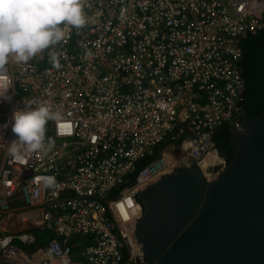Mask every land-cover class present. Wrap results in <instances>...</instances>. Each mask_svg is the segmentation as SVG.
I'll use <instances>...</instances> for the list:
<instances>
[{"label": "built area", "instance_id": "obj_1", "mask_svg": "<svg viewBox=\"0 0 264 264\" xmlns=\"http://www.w3.org/2000/svg\"><path fill=\"white\" fill-rule=\"evenodd\" d=\"M84 12L87 26L65 28L56 48L59 69L47 50L6 66L0 264H141L137 195L190 164L216 179L225 161H204L214 134L241 131V42L264 32V0H85ZM33 98L63 119L47 124L51 151L17 160L12 115ZM33 230L54 237L39 247Z\"/></svg>", "mask_w": 264, "mask_h": 264}, {"label": "water", "instance_id": "obj_2", "mask_svg": "<svg viewBox=\"0 0 264 264\" xmlns=\"http://www.w3.org/2000/svg\"><path fill=\"white\" fill-rule=\"evenodd\" d=\"M241 127L216 179L182 167L137 195L141 264H264V110Z\"/></svg>", "mask_w": 264, "mask_h": 264}, {"label": "clouds", "instance_id": "obj_3", "mask_svg": "<svg viewBox=\"0 0 264 264\" xmlns=\"http://www.w3.org/2000/svg\"><path fill=\"white\" fill-rule=\"evenodd\" d=\"M84 4L85 0H0V100L11 99L8 93L14 88L7 74L9 63L28 64L47 50L52 67H61L56 48L67 41L65 28L80 30L89 23ZM62 119L46 102L29 99L23 109L13 112L11 130L16 139L8 145L9 154L17 160L30 153L47 154L55 143L46 136L47 124ZM41 181L46 188L56 186L53 176Z\"/></svg>", "mask_w": 264, "mask_h": 264}, {"label": "trees", "instance_id": "obj_4", "mask_svg": "<svg viewBox=\"0 0 264 264\" xmlns=\"http://www.w3.org/2000/svg\"><path fill=\"white\" fill-rule=\"evenodd\" d=\"M241 47V67L245 80L243 110L245 115L251 119L264 110V32L248 36L241 42ZM231 136V130L227 127L218 130L213 136L215 151L208 154V156L222 158L225 166L233 157L230 146ZM192 167L196 165L190 164L189 168ZM221 167H223V161ZM211 176V172H205L206 178H211ZM32 232L36 239L35 245L39 247H45L47 241L54 237L53 233L48 231L33 230Z\"/></svg>", "mask_w": 264, "mask_h": 264}, {"label": "rangeland", "instance_id": "obj_5", "mask_svg": "<svg viewBox=\"0 0 264 264\" xmlns=\"http://www.w3.org/2000/svg\"><path fill=\"white\" fill-rule=\"evenodd\" d=\"M222 158H218L215 156H207L204 161H205V165L209 168H214L217 166V168H219V166H222ZM206 172V171H205ZM79 241H75L74 245L75 247L78 245Z\"/></svg>", "mask_w": 264, "mask_h": 264}, {"label": "bare ground", "instance_id": "obj_6", "mask_svg": "<svg viewBox=\"0 0 264 264\" xmlns=\"http://www.w3.org/2000/svg\"><path fill=\"white\" fill-rule=\"evenodd\" d=\"M208 156V154L206 155V157ZM205 157V158H206ZM205 176V175H204ZM121 218H122V220H121V222L122 223H127L129 220H130V218H131V215H128V213L126 212L125 214L123 213V214H121Z\"/></svg>", "mask_w": 264, "mask_h": 264}, {"label": "flooded vegetation", "instance_id": "obj_7", "mask_svg": "<svg viewBox=\"0 0 264 264\" xmlns=\"http://www.w3.org/2000/svg\"><path fill=\"white\" fill-rule=\"evenodd\" d=\"M245 114V113H244ZM204 175H205V173H204ZM138 206H139V209H140V212H141V215H142V212H143V210H142V206H141V204H138ZM141 217V216H140Z\"/></svg>", "mask_w": 264, "mask_h": 264}]
</instances>
